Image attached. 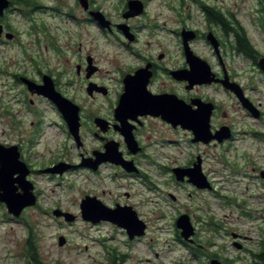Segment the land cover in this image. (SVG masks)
<instances>
[{
	"label": "rangeland",
	"instance_id": "obj_1",
	"mask_svg": "<svg viewBox=\"0 0 264 264\" xmlns=\"http://www.w3.org/2000/svg\"><path fill=\"white\" fill-rule=\"evenodd\" d=\"M28 1V0H25ZM38 6H55L62 9L54 11L50 8H34L30 12L23 10L17 4L9 11L8 23L18 33L19 38L11 41L5 48H0V63L10 69L23 66L24 52H38L42 54V69L49 68L60 72L70 68V74L63 78L79 79L75 76L74 65L77 62L66 45L71 38L82 41L84 47H93L98 57L105 81L111 88L107 97L114 101L115 76L118 65L130 62V49L119 44L112 33H103L90 22L87 25L77 24L68 16L67 12L81 17L83 8L76 7L75 0H33ZM128 0H94L96 7L109 20H120L122 9ZM147 12L133 23H156L161 27L155 31L158 40L168 44L171 49L177 42L178 23H181L182 7L179 0H145ZM213 4L232 8L240 0H211ZM63 3V4H62ZM241 19L252 17L253 0L241 2ZM250 7V9H249ZM235 8V7H234ZM28 10V9H27ZM196 19L188 23H204V19L195 12ZM83 23V22H80ZM85 23V22H84ZM31 25L33 35H29ZM36 28V30H34ZM27 31V32H26ZM146 32L140 33L142 38ZM56 45L63 53L59 52ZM135 49L140 46L132 45ZM26 48V49H25ZM77 50V46L75 47ZM130 59V60H129ZM67 60V61H66ZM69 60V61H68ZM247 87V94L264 109V78L256 69L246 75L236 77ZM6 77L0 74V140L9 138L11 129L2 114L7 102L5 95ZM202 92L216 96L225 111L226 118L219 113L213 124L226 121L233 123L236 139L225 144H193L189 141V132H181L178 144L171 143L163 146L162 150L152 152L154 162L152 168L147 169L153 186L152 191L144 194L151 200L148 211L149 231L139 241H132L122 227L109 221L92 225L81 218V200L87 191L94 189L103 193L109 203L115 200L124 202L125 191L133 194L138 185H130L126 178H111L103 174L101 179L90 180L84 168L72 169L63 176H50L42 172H34L32 180L37 185L38 199L34 206L24 210L21 217L11 218L5 203L0 202V264H26L27 237L32 235L39 247V252L46 264H109L114 255H124L120 264H201L211 257L224 261L229 259L235 264H252V256L248 250L238 248L234 241V233L243 234L247 239L241 241L248 249L259 252L264 247V141L256 140L248 131L264 127V121L259 120L242 106L239 99L223 91L212 88L202 89ZM70 94L78 96L83 102L90 99L85 88H73ZM92 102H102L103 98L90 99ZM89 101V102H90ZM47 107V118L41 124L42 135L37 145L28 153L35 169L50 163L57 158L66 157L79 160L80 150L63 131L62 123H54L55 116L49 115L47 102L39 104ZM20 110L23 106L19 107ZM43 110V109H42ZM23 130H34L31 121L34 117L29 113L21 118ZM6 133V134H5ZM14 137V135H12ZM18 137L15 136L14 139ZM90 145H93L91 140ZM150 149H153L151 147ZM200 153L203 159V171L209 181L211 189H197L190 183L177 185L171 173L159 167L171 164L177 158L183 163L193 155ZM162 163V164H161ZM255 167L259 169H254ZM141 191H143L141 186ZM169 194L175 195L176 200ZM60 208L73 213L77 219L67 222L63 217H56L53 210ZM150 211V212H149ZM183 211L190 212L199 225L201 243L205 246L203 253L195 257L191 249L179 240V230L175 225L177 218ZM210 223L218 229L210 228ZM60 236L66 238L64 245L59 244ZM198 251V250H197ZM200 251H198L199 253ZM215 255V256H213Z\"/></svg>",
	"mask_w": 264,
	"mask_h": 264
},
{
	"label": "flooded vegetation",
	"instance_id": "obj_2",
	"mask_svg": "<svg viewBox=\"0 0 264 264\" xmlns=\"http://www.w3.org/2000/svg\"><path fill=\"white\" fill-rule=\"evenodd\" d=\"M142 1L144 3V11L139 15L125 18L124 13L128 9L127 1L125 7L122 9L121 19L117 21L110 20L112 23L109 28L101 27L92 19L90 10H99L94 0H89V10H86L82 6L80 0H75L73 7L83 8V15L81 17L75 16V14L71 12L69 13L71 7H69V11L67 12L68 16L74 19L77 24L84 26L90 24V22H95L93 24L96 25L101 32L114 34L119 44L126 45V47L130 49V55H132L130 58L131 60L129 59L130 62H127V65L120 64L117 67L116 76L114 78L116 83L114 101H109L107 99L109 94H111V88L105 81V75L101 71L98 57L94 52L95 49L93 47H84L82 41H78L80 38L79 33L75 35L77 36L76 40L71 38L73 34L70 33L66 45L67 49L78 59L73 68V71L75 69V76L79 77V79L76 80L71 78L62 79V76L70 74L72 66L60 72L52 71L49 68L42 69V54L38 52L25 51L22 61L23 66L14 69L6 67L4 63L5 57H2L0 74L6 77L4 85L7 98V106L2 114L7 118L6 123L11 129V133H8L9 138L0 140V143L7 147L17 146L20 159L27 164L30 170L28 179L31 180L34 185V192L37 199L39 194L37 185L31 179L34 172H42L50 176H63L72 169L82 167L86 170L87 178L90 180L93 178H95V180L101 179L103 174H105V176H110L112 179L118 177L130 179V181H128L129 184L131 185V182H133V184L138 185V189L133 194L129 191H125L123 194L126 198L124 202L115 200L109 203L104 199L103 193H105V191L100 193L94 189L87 191L84 197H97L110 208H116L118 206L132 207L138 217L147 225V234L149 231V221L147 220L149 215L148 211L145 210L151 200L143 195L153 189L147 173V169L149 170V167L152 168V165L156 164L152 152L162 150L161 148L163 146H168V144L172 142L178 144L180 142L178 138L181 132H189V141L193 144H201L203 142H194V134L191 130L184 128L181 123L174 125L171 121L164 118L160 112L151 113L149 109L144 106L139 109L136 108V110L132 109L133 107H124L121 99L125 92L127 76H136L133 78L136 87L139 88L145 85L148 92L153 95L174 94L185 103L192 104L193 109L199 108V104L194 102L195 100H202L205 103L211 102L214 106L211 116L213 131L220 129L222 126H229L232 130V136L221 143L214 140L208 144H225L236 139L237 132L233 123L226 121L220 122L217 125L212 123L215 118L218 117L219 113L226 118L228 112L224 110L222 103H220L216 96H211L208 94L209 92L206 94L201 90L212 88L215 91L221 90L233 96H235V94L227 89L221 81L205 84L195 83L192 85L191 81L187 79V75L195 72L197 74L199 72V67H197V64L192 63L194 61L191 59V56L193 55L201 58V60H204L209 66L212 74L216 78L223 79L229 77L230 80L238 82L245 91L246 96L249 97L260 111L259 120L264 121V109L261 107V103H257L256 100L248 95L247 87L236 78L241 75H246L250 71H256V69L264 78V71L260 66L261 59H264V0H253L254 6L251 8L253 12L252 17L246 18L248 20L245 21L241 19L243 15L241 14L240 3L244 2L247 4L249 0L236 1L233 9L225 8L218 3L213 4L211 0H179L183 11L181 13V23H178L179 28L175 31L177 34V42L173 49L170 48L169 43L166 44L156 38L154 33L157 28L161 27L160 25L156 23L132 22L147 12V2L145 0ZM17 4L21 6L20 8L28 12H30V8L32 11L34 8L43 7L58 12L60 10L62 11V9L55 6H38L33 0H10L9 7L5 9L3 14H0V48H5L8 43L19 38V34L15 33L14 28L7 21L9 11L15 8ZM196 11L198 12V16L204 19V23H188V21H193L197 18L195 14ZM214 12H221L227 23L218 22L214 19ZM121 24H126L129 27L128 32L130 36H127L124 30L119 27ZM33 27L34 26L31 25V30L28 32L26 31L29 35H33ZM34 30H36V28H34ZM143 30L146 34L142 38L140 33ZM11 34L13 35L12 38L9 37ZM133 44L140 46L139 49L132 47ZM76 46L77 50H75ZM56 48L59 51L56 52L57 54L63 53L57 45ZM176 72L177 74H175ZM45 75L52 78L57 91L79 107L81 123V144L79 146L58 106L46 96L32 93L25 82V79L28 78L41 85L44 82ZM190 85L192 86L190 87ZM75 87L85 88L86 95L90 99L99 97L103 98L104 101L92 102L88 99L86 102H83L78 96L70 94V91ZM42 102L48 103V107L51 111L49 115L52 117L55 116V119L52 121L59 120L54 123H62L63 131L66 132L80 150L79 160L75 161L66 157H60L39 167V169H35L33 163L29 159L28 153L37 145V142L41 138V124L47 118L46 113L49 111L47 107L43 108L39 106ZM20 106H23V109L20 110ZM247 112L250 114L249 111ZM26 113L34 117V120L31 121L34 130L27 133L23 130V121L21 119L26 116ZM249 133L255 137L256 140L264 141V127H260V129H251L248 131V134ZM126 134L132 136V146L128 144ZM12 135L18 138L14 139ZM91 140H93V145H90ZM151 147H153V149H150ZM198 156L202 155L197 153L193 155L190 160L183 163L179 162L176 158L174 163H166L164 166L158 165L161 169L171 173V177L177 185H183L185 183L192 184L188 180V177L183 181H178L174 170L176 168L192 167ZM114 158L119 162L114 160ZM83 160L86 164L80 166L79 164ZM58 163L70 164L73 166L63 173L44 171L45 168L55 166ZM128 167H130L131 170H129ZM254 169L256 170L259 168L255 167ZM141 186L143 191H141ZM194 187L197 188L196 186ZM169 195L176 200L175 195ZM181 214H188L190 216L195 228V233L190 241L184 239L178 229L179 240L192 250L191 252L194 253L195 257H198L200 254L197 250L205 248L199 238V232L202 226L199 225L198 220L195 219L190 212L183 211L180 215ZM19 217H14L12 215L11 218L16 219ZM105 221L106 220H101L96 223L91 221L87 222L95 225ZM123 230L126 232L124 228ZM146 234L130 240H142ZM237 235L238 237L236 239L238 241L234 242L240 243L242 245L241 248L248 250L249 254H251L254 259L253 253L256 252H253L251 249H248L246 245L241 243L243 239H247V236L245 237L243 234ZM213 258L215 257H211V259L205 260V262L201 264H209ZM224 262L235 264L229 259H225Z\"/></svg>",
	"mask_w": 264,
	"mask_h": 264
},
{
	"label": "water",
	"instance_id": "obj_3",
	"mask_svg": "<svg viewBox=\"0 0 264 264\" xmlns=\"http://www.w3.org/2000/svg\"><path fill=\"white\" fill-rule=\"evenodd\" d=\"M80 1L82 6L86 10H89V0ZM9 5L10 0H0V14H3ZM127 8L128 9L124 13L125 18L136 16L144 11V3L142 0H128ZM90 15L101 27L109 28L112 23L100 10H90ZM119 27L124 30L127 36H130L128 32L129 27L126 24H121ZM9 37L12 38L13 35L11 34ZM191 59L194 61L192 63L197 64V67H199V72L197 74L195 72L187 75V79L191 81L192 85L195 83L205 84L221 81L227 89L235 94L242 106L249 111L250 114L256 118L260 117V111L249 97L246 96L245 91L238 82L230 80L229 77L218 79L212 74L209 66L204 60L193 55ZM260 66L264 71V59H261ZM175 74H177V72ZM134 77L136 76H127L125 92L121 99L124 107H133L132 109L136 110V108L139 109L144 106L147 107L151 113L160 112L164 118L171 121L174 125L181 123L184 128L191 130L194 134V142L201 141L208 144L215 140L221 143L232 136V130L229 126H222L220 129L213 131L211 116L214 106L211 102L205 103L202 100H195L194 102L199 104V108L193 109L192 104L185 103L174 94L153 95L148 92L145 85L139 88L136 87L133 80ZM25 82L32 93L42 94L58 106L79 146L81 144V123L78 105L57 91L52 78L48 75H45L44 82L41 85L28 78L25 79ZM192 85H190V87ZM126 136L128 144L132 146V136L128 134H126ZM114 160L117 159L114 158ZM202 161V157L198 156L192 167L176 168L174 171L177 180L183 181L188 177V180L197 188L211 189L212 184L203 171ZM117 162L119 161L117 160ZM85 164L83 160L79 165L83 166ZM72 166L73 165L70 164L58 163L55 166L45 168L44 171L63 173ZM128 169L131 170L130 167H128ZM29 173L30 170L27 164L20 159L17 146L7 147L0 143V202L5 203L8 212L14 217L21 216L26 208L34 206L37 203L34 185L31 180L28 179ZM261 175L264 177V171H261ZM80 208L81 218L83 220L94 223L101 220L109 221L124 228L129 239H134L135 237L144 236L146 234L147 225L138 217L132 207L118 206L116 208H110L97 197L89 196L82 198ZM53 214L56 217H63L67 222H73L77 219L75 214L63 211L60 208L54 209ZM176 226L184 239L192 240L191 237L195 233V228L188 214H181L176 221ZM234 237L237 238L238 235L234 234ZM65 242L66 238L60 236L59 244L64 245ZM235 246L241 248L242 245L235 242ZM209 264L230 263L224 262L218 258H213Z\"/></svg>",
	"mask_w": 264,
	"mask_h": 264
},
{
	"label": "trees",
	"instance_id": "obj_4",
	"mask_svg": "<svg viewBox=\"0 0 264 264\" xmlns=\"http://www.w3.org/2000/svg\"><path fill=\"white\" fill-rule=\"evenodd\" d=\"M213 18L216 19L218 22L227 23L224 15L221 12H214ZM210 228L218 229V226L214 223H210ZM199 254L203 253L201 249H198ZM26 264H46V262L43 260V258L40 255L39 247L37 245L36 240L33 238L32 235H29L27 237V243H26ZM254 259L252 264H264V247L260 249L259 252L253 253ZM124 255H114L109 264H120V262H123Z\"/></svg>",
	"mask_w": 264,
	"mask_h": 264
}]
</instances>
